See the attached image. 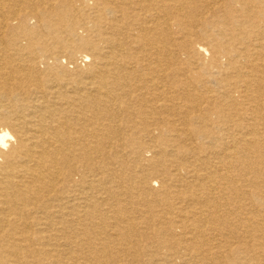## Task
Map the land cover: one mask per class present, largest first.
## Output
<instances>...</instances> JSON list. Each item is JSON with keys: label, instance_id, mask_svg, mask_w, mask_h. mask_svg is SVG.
<instances>
[{"label": "bare ground", "instance_id": "6f19581e", "mask_svg": "<svg viewBox=\"0 0 264 264\" xmlns=\"http://www.w3.org/2000/svg\"><path fill=\"white\" fill-rule=\"evenodd\" d=\"M0 264H264V0H0Z\"/></svg>", "mask_w": 264, "mask_h": 264}, {"label": "rangeland", "instance_id": "374dc122", "mask_svg": "<svg viewBox=\"0 0 264 264\" xmlns=\"http://www.w3.org/2000/svg\"><path fill=\"white\" fill-rule=\"evenodd\" d=\"M198 10H201V8ZM84 56V55H82ZM89 62H83L81 56H77L73 63H70L67 59L62 60V64L67 67L69 71H79L84 72L87 70ZM186 65V64H185Z\"/></svg>", "mask_w": 264, "mask_h": 264}]
</instances>
